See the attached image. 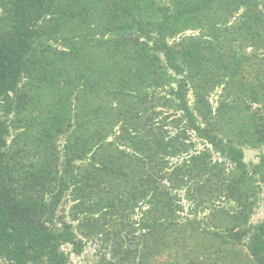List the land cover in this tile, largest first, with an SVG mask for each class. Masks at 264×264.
<instances>
[{
  "label": "trees",
  "instance_id": "obj_1",
  "mask_svg": "<svg viewBox=\"0 0 264 264\" xmlns=\"http://www.w3.org/2000/svg\"><path fill=\"white\" fill-rule=\"evenodd\" d=\"M261 200L264 0H0V264H264Z\"/></svg>",
  "mask_w": 264,
  "mask_h": 264
},
{
  "label": "rangeland",
  "instance_id": "obj_2",
  "mask_svg": "<svg viewBox=\"0 0 264 264\" xmlns=\"http://www.w3.org/2000/svg\"><path fill=\"white\" fill-rule=\"evenodd\" d=\"M216 100V97H214ZM60 146L62 147L64 140L63 138L59 141ZM245 160L248 164L257 163L260 160V155L262 150L255 148H245ZM70 207L69 203L64 204L60 210H65L68 212ZM264 218V200H261L259 207L256 210V213L252 217V221L257 223ZM63 250L69 256V264H95L97 259L99 258V243L89 242L85 244L83 252L81 254H75L72 251V246L70 244L64 245ZM169 250H166L163 255H160V262L168 264V258L171 257L168 255Z\"/></svg>",
  "mask_w": 264,
  "mask_h": 264
}]
</instances>
